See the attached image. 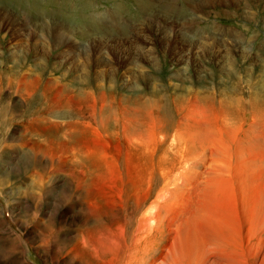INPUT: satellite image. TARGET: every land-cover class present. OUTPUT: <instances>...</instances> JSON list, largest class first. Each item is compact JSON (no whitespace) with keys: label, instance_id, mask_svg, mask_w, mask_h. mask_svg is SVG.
Wrapping results in <instances>:
<instances>
[{"label":"rangeland","instance_id":"374dc122","mask_svg":"<svg viewBox=\"0 0 264 264\" xmlns=\"http://www.w3.org/2000/svg\"><path fill=\"white\" fill-rule=\"evenodd\" d=\"M0 264H264V0H0Z\"/></svg>","mask_w":264,"mask_h":264},{"label":"bare ground","instance_id":"6f19581e","mask_svg":"<svg viewBox=\"0 0 264 264\" xmlns=\"http://www.w3.org/2000/svg\"><path fill=\"white\" fill-rule=\"evenodd\" d=\"M103 51H104V50H103ZM32 99H33L32 97L29 98L30 101H31ZM28 102H29V101H28ZM27 106H28V104H27ZM33 109L35 110V107H33L32 110H33ZM35 114H36V113H35ZM4 121L6 122L7 119L4 120ZM5 122H4V123H5ZM16 169H17V167L14 169V171H15ZM18 170H19V167H18ZM86 222H87V221H86ZM96 226H97V225H96ZM85 228H86V227H85ZM85 230L87 231L88 229H85ZM46 231H47V230H46ZM48 231H49V230H48ZM86 231H85V232H86ZM48 233H49V232H48ZM82 233H84V232H81V234H82ZM83 235L85 236V234H82V236H83ZM80 237H81V236H80ZM88 240H89V239H88ZM10 241H12V240H10ZM18 245H19V244H18ZM18 245H17V246H18ZM14 246H16V242L14 243Z\"/></svg>","mask_w":264,"mask_h":264}]
</instances>
